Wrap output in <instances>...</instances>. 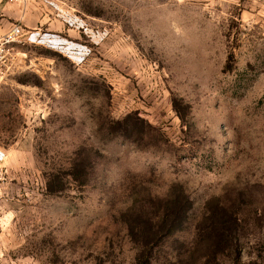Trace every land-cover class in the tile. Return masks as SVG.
<instances>
[{
	"label": "rangeland",
	"instance_id": "obj_1",
	"mask_svg": "<svg viewBox=\"0 0 264 264\" xmlns=\"http://www.w3.org/2000/svg\"><path fill=\"white\" fill-rule=\"evenodd\" d=\"M30 3L61 31L10 47L0 264H264V0Z\"/></svg>",
	"mask_w": 264,
	"mask_h": 264
},
{
	"label": "crops",
	"instance_id": "obj_2",
	"mask_svg": "<svg viewBox=\"0 0 264 264\" xmlns=\"http://www.w3.org/2000/svg\"><path fill=\"white\" fill-rule=\"evenodd\" d=\"M172 1L173 0H160V2H163L160 4V6H172ZM224 1L232 3L236 0ZM249 1L257 2L259 0ZM33 7L34 6H32L30 0H27L24 5L7 4L4 0H0V36L8 32L15 24H19L25 29H33L39 32H41L42 29L51 32L61 31V26L58 23L54 22L53 20L50 21L47 15L42 14L40 10L36 11L35 7Z\"/></svg>",
	"mask_w": 264,
	"mask_h": 264
},
{
	"label": "built area",
	"instance_id": "obj_3",
	"mask_svg": "<svg viewBox=\"0 0 264 264\" xmlns=\"http://www.w3.org/2000/svg\"><path fill=\"white\" fill-rule=\"evenodd\" d=\"M7 4L24 5L27 0H4ZM41 33L37 30H28L19 24L13 25L8 32L0 36V86L10 73L13 62L10 54V47L14 43H21L24 39L28 41L38 39Z\"/></svg>",
	"mask_w": 264,
	"mask_h": 264
}]
</instances>
